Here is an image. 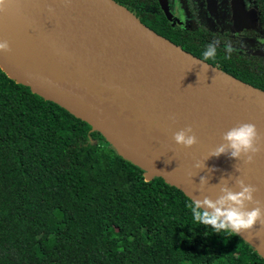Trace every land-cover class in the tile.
Here are the masks:
<instances>
[{"label":"water","instance_id":"95a60500","mask_svg":"<svg viewBox=\"0 0 264 264\" xmlns=\"http://www.w3.org/2000/svg\"><path fill=\"white\" fill-rule=\"evenodd\" d=\"M158 1L170 19L167 1ZM0 40L11 45L0 52L11 80L87 123L146 181L161 178L193 202L202 198V176H209L204 195L215 198L213 185L231 175L258 187L264 200V92L161 37L113 0H6ZM239 123L260 132L254 162L208 158ZM188 126L198 137L191 148L173 138ZM204 161L205 169L195 167ZM237 235L264 257L259 224Z\"/></svg>","mask_w":264,"mask_h":264},{"label":"trees","instance_id":"16d2710c","mask_svg":"<svg viewBox=\"0 0 264 264\" xmlns=\"http://www.w3.org/2000/svg\"><path fill=\"white\" fill-rule=\"evenodd\" d=\"M113 1L135 17L141 3ZM190 203L0 69V264H264L237 234L195 223Z\"/></svg>","mask_w":264,"mask_h":264},{"label":"flooded vegetation","instance_id":"af4514ba","mask_svg":"<svg viewBox=\"0 0 264 264\" xmlns=\"http://www.w3.org/2000/svg\"><path fill=\"white\" fill-rule=\"evenodd\" d=\"M140 1L136 17L161 37L203 61L207 46L218 40L216 56L206 63L240 81L246 69L252 82H264V0H166L170 19L158 0H148L146 10Z\"/></svg>","mask_w":264,"mask_h":264},{"label":"clouds","instance_id":"9594fccd","mask_svg":"<svg viewBox=\"0 0 264 264\" xmlns=\"http://www.w3.org/2000/svg\"><path fill=\"white\" fill-rule=\"evenodd\" d=\"M5 4L6 0H0V11L4 10ZM219 43L217 40L207 46L202 54L205 61L216 56ZM225 50L231 54L234 49L229 43L225 45ZM10 51V43L7 40H0V52ZM230 58V55L225 56V59ZM173 138L176 144L188 148L198 143V137L191 126L175 132ZM222 139L223 143L218 145L208 158L229 155L230 158L245 160L250 164L261 152L258 143L262 138L254 123H239L226 131ZM205 161L197 162L195 167L205 169ZM213 171L215 169H209V172ZM233 179L234 186L231 183ZM208 185L209 176H202L199 188L196 189L202 198L193 196V202L187 205L195 223L211 226L216 233L225 232L229 235L250 232L256 229L258 224L264 229V200L256 198L258 187L247 183L242 177L222 176L219 183L213 185L217 190L213 198L212 195H204Z\"/></svg>","mask_w":264,"mask_h":264},{"label":"rangeland","instance_id":"374dc122","mask_svg":"<svg viewBox=\"0 0 264 264\" xmlns=\"http://www.w3.org/2000/svg\"><path fill=\"white\" fill-rule=\"evenodd\" d=\"M196 262L200 263V262H201V259H200V258H198V259L196 260Z\"/></svg>","mask_w":264,"mask_h":264}]
</instances>
